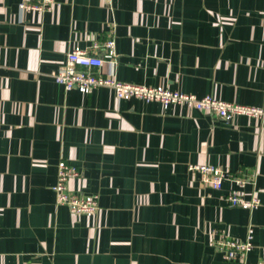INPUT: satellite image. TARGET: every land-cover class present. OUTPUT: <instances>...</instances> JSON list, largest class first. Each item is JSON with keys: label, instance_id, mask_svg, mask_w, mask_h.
<instances>
[{"label": "crops", "instance_id": "crops-1", "mask_svg": "<svg viewBox=\"0 0 264 264\" xmlns=\"http://www.w3.org/2000/svg\"><path fill=\"white\" fill-rule=\"evenodd\" d=\"M21 1L0 0V264H241L217 240L249 224L248 261L264 260V119L52 76L74 45L106 58L114 37L103 70L121 81L264 105V0H58L20 14ZM61 159L80 170L72 190L99 195L96 215L57 203ZM200 163L229 178L214 188L189 169ZM232 191L261 202L232 206Z\"/></svg>", "mask_w": 264, "mask_h": 264}, {"label": "built area", "instance_id": "built-area-1", "mask_svg": "<svg viewBox=\"0 0 264 264\" xmlns=\"http://www.w3.org/2000/svg\"><path fill=\"white\" fill-rule=\"evenodd\" d=\"M58 0H22L19 4L20 14L25 11H49L52 10ZM95 46H99L98 43ZM107 57H101L91 49L74 45L66 54L65 60L52 72V76L65 90L78 89L82 93H90L97 87L106 86L111 88L116 97L120 99H142L147 102L158 101L164 107L171 104L186 105L190 108L201 110L213 117H218L229 123L237 115H247L264 119V105L253 106L236 102L218 99L212 95L198 96L195 93L171 89L163 85H143L129 83L119 80L115 74L105 73V63L115 66L117 64L116 40L109 37L103 42ZM189 169L200 174L205 183L214 188H221L225 179L229 178L228 173L220 166L200 163L191 164ZM80 175L77 165L66 159L58 163V176L56 183L52 186L58 204L67 205L71 211L77 214L94 216L100 209L99 195L87 194L81 191L72 190L69 181ZM240 185L244 179L237 178ZM232 206H239L245 209H254L260 204V198L254 192L250 198H245L239 191H232L227 196ZM253 224H249L246 237L238 240L233 237L221 235L217 245L221 249L225 259L239 261L241 264H264L261 259L256 263H249L248 254L254 247Z\"/></svg>", "mask_w": 264, "mask_h": 264}]
</instances>
